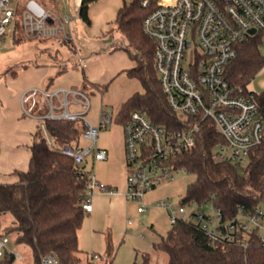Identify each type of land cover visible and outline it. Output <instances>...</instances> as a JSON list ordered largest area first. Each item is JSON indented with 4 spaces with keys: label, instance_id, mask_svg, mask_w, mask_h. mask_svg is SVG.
<instances>
[{
    "label": "built area",
    "instance_id": "1",
    "mask_svg": "<svg viewBox=\"0 0 264 264\" xmlns=\"http://www.w3.org/2000/svg\"><path fill=\"white\" fill-rule=\"evenodd\" d=\"M131 1L145 11L142 31L154 42L153 65L166 103L184 122L181 130L170 131L132 112L122 127L128 167L125 198L139 201L136 211L143 213L146 193L173 180L176 172H185L176 168L173 160L194 146L201 123H210L222 138L215 150L216 158L235 166L244 165L249 151L264 139V122L253 96L234 90L224 77L237 47L257 33L264 35V0ZM16 9L12 0H0V46L10 27L16 26V19L25 39L52 38L57 45L72 43L68 17H57L35 0H26L18 15ZM82 61L78 57V63ZM20 107L24 117L37 122L47 146L75 164L94 165L106 160V150L98 145V139L100 131L111 125L112 117L101 110L97 127L92 126L85 118L90 101L81 91L29 87L20 95ZM45 120L82 125L77 144L57 146L45 129ZM95 193L113 196L116 189L99 182L91 172L82 203L85 213L91 211ZM154 205L166 212L170 226L181 220L192 221L211 243L244 246L254 231L264 243V211L260 209L240 210L231 220H224L221 210L210 201L179 202L174 206L161 199ZM13 254L22 259L20 253ZM40 262L58 264L53 254L42 256Z\"/></svg>",
    "mask_w": 264,
    "mask_h": 264
},
{
    "label": "trees",
    "instance_id": "2",
    "mask_svg": "<svg viewBox=\"0 0 264 264\" xmlns=\"http://www.w3.org/2000/svg\"><path fill=\"white\" fill-rule=\"evenodd\" d=\"M92 1L81 0L78 9V17L85 26L91 23L88 6ZM122 1L114 24L126 39L123 50L132 62L124 72L139 82L142 92L133 93L122 103L114 122L123 127L132 112H139L154 125L181 130L184 122L166 103L154 69V42L142 31L145 11L135 1ZM21 9L18 4L17 15ZM19 26L16 19L15 28ZM261 37L257 33L237 47V55L226 65L224 77L234 90L253 96L258 116L264 122V92L249 88L264 69V54L259 50ZM26 40L20 33L13 42ZM20 67L7 68L1 75L15 76ZM44 125L57 146L77 144L83 131L77 122L45 120ZM221 142L210 123H201L194 146L174 158L176 168H183L194 177L180 203L210 201L221 210L224 220H231L240 210L264 211V139L249 151L242 166L216 158L215 150ZM91 172V165H77L47 146L41 130L36 128L28 168L14 172L15 182L0 184V215L12 217L11 229L5 233L13 234L15 245L30 249V264H41V257L47 254H53L58 264L81 263L78 231L87 214L82 203ZM245 243H211L195 223L181 220L152 246L155 252L166 254V264H264V243L258 232L249 234ZM112 257L108 243L103 264H111ZM14 260V254L5 251L0 264H13ZM148 260L147 255H142L140 262L135 258L132 264H148Z\"/></svg>",
    "mask_w": 264,
    "mask_h": 264
},
{
    "label": "rangeland",
    "instance_id": "3",
    "mask_svg": "<svg viewBox=\"0 0 264 264\" xmlns=\"http://www.w3.org/2000/svg\"><path fill=\"white\" fill-rule=\"evenodd\" d=\"M25 1L12 0L13 4H20L22 7ZM35 1L42 7L45 3H54L58 9L60 7L62 9L65 2V0ZM126 2L129 3L130 0ZM65 5L67 6L66 3ZM66 9L67 16L70 17L71 11ZM79 25L84 44L91 51H95L94 56L97 57L92 65L88 63L85 68L80 66L76 52L67 44L57 45L52 38L30 39L16 44L13 40L16 34L21 33L20 26L10 27L6 41L0 46V91L14 92L10 75H1L5 69L26 65L31 69H39L40 75L44 76L43 81L35 87L44 89L51 79L49 90L61 87L84 93L90 101V109L85 118L92 126L97 127L101 110L110 113L112 123L104 130L106 132L99 136L100 139L103 135L107 136L109 140L107 162L98 164L97 172L107 177L100 179L99 182L115 188L116 194L109 196L95 193L92 196V211L85 214L78 231L80 264H103L108 243L113 256L111 264H132L135 258L140 262L142 255L149 257L148 264H166V254L155 252L152 244L167 233L170 225L166 212L154 204L165 199L176 206L185 196L186 186L194 177L187 172H176L173 180L150 190L143 198V203L147 205L143 213L136 211L140 205L139 201L126 200L128 167L124 156L122 126L116 124L114 118L122 103L133 93L142 92V87L137 80L129 78L122 70L114 73L105 83L101 80H97V84H90L87 81L83 83L84 74L87 76V72L99 76L106 73L108 67L127 63L129 59L123 50L127 45L126 39L116 30L114 22L108 25L109 32L101 36L91 35L82 22ZM105 41L109 42L108 45L104 43ZM259 50L264 54V35L261 37ZM81 58L86 59V54L83 53ZM21 71L18 70L17 76ZM249 88L256 92L264 91V69L252 80ZM21 116L29 119L22 113ZM11 222L12 217L9 214L0 215V241L4 246L0 248V260L5 251L18 252L22 259L15 258L13 264H30L32 260L30 249L24 245H15L12 241L13 234L5 233L11 229ZM93 255L97 258H93Z\"/></svg>",
    "mask_w": 264,
    "mask_h": 264
},
{
    "label": "crops",
    "instance_id": "4",
    "mask_svg": "<svg viewBox=\"0 0 264 264\" xmlns=\"http://www.w3.org/2000/svg\"><path fill=\"white\" fill-rule=\"evenodd\" d=\"M80 2L81 0H65L62 9L61 7L58 9L54 3H45L44 7L59 18L68 17L66 8L71 11V15L68 18L71 20L69 31L73 41L72 45H67L72 51L76 52L77 62L78 57H81L83 53L86 54V59H84L81 64L79 63L82 68H85L88 63L92 65L97 57L94 56L96 52L91 51L90 48L84 44L82 30L79 25L82 21L78 17ZM122 2V0H93L90 2L88 6V16L91 23L89 26H86V30L93 36L107 34L109 32L108 25L115 22L117 11L122 6ZM104 43L108 45L109 42L105 41ZM131 66L132 62L129 60L127 63L123 62L120 65L108 67L106 73L99 76L95 75L93 72H87V76L84 74L83 83L87 81L90 84H97V80H101L102 83H105L114 73H117L119 70L125 71ZM90 67L92 68V66ZM35 68L39 67L35 66ZM19 69L22 70L19 76H17V74L15 76L10 75V81L14 87V92L0 91V184L15 182L16 176L13 175V173L15 171H25L28 168L30 146L37 128L36 121L25 119L21 116L20 92L27 89V87L38 85L43 81L44 76L40 75L39 69H31L26 65ZM51 83L52 80L50 79L45 88L48 89ZM104 132L106 131L101 130L99 136L104 134ZM98 145L106 150V160L90 165L93 175L99 181L102 178L107 179V177H103L97 172V165L107 162V151L109 146L107 136L105 137L103 135L102 139L99 138ZM89 163L87 162L86 165L90 166Z\"/></svg>",
    "mask_w": 264,
    "mask_h": 264
},
{
    "label": "water",
    "instance_id": "5",
    "mask_svg": "<svg viewBox=\"0 0 264 264\" xmlns=\"http://www.w3.org/2000/svg\"><path fill=\"white\" fill-rule=\"evenodd\" d=\"M250 33L253 34L254 33V30H250Z\"/></svg>",
    "mask_w": 264,
    "mask_h": 264
}]
</instances>
